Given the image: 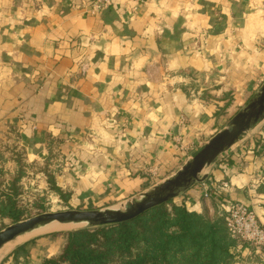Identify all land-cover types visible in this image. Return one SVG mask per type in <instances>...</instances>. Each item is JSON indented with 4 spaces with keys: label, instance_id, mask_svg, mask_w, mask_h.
Listing matches in <instances>:
<instances>
[{
    "label": "crops",
    "instance_id": "0c3cea01",
    "mask_svg": "<svg viewBox=\"0 0 264 264\" xmlns=\"http://www.w3.org/2000/svg\"><path fill=\"white\" fill-rule=\"evenodd\" d=\"M90 6L0 0V166L5 180L19 168L8 147L27 162L56 159L71 200L102 208L173 175L225 127L233 103L253 96L264 80V0H112L94 14ZM252 134L175 202L214 217L222 200H237L264 221V134ZM204 183L219 193L205 197ZM63 244L33 241L21 264L55 258ZM240 256L264 264L247 248Z\"/></svg>",
    "mask_w": 264,
    "mask_h": 264
},
{
    "label": "trees",
    "instance_id": "16d2710c",
    "mask_svg": "<svg viewBox=\"0 0 264 264\" xmlns=\"http://www.w3.org/2000/svg\"><path fill=\"white\" fill-rule=\"evenodd\" d=\"M259 152L264 155V143ZM23 175L20 169L9 180L0 175L6 188L0 195V221L15 223L31 217L18 199ZM59 234L64 239L62 251L42 264H233L236 245L223 215L210 217L175 200L129 221Z\"/></svg>",
    "mask_w": 264,
    "mask_h": 264
},
{
    "label": "water",
    "instance_id": "95a60500",
    "mask_svg": "<svg viewBox=\"0 0 264 264\" xmlns=\"http://www.w3.org/2000/svg\"><path fill=\"white\" fill-rule=\"evenodd\" d=\"M263 119L264 83L250 102L170 177L119 206L43 212L12 223L0 230V250L18 237L55 222L85 227L115 224L132 220L151 208L168 203L197 182L204 181L207 175L203 172Z\"/></svg>",
    "mask_w": 264,
    "mask_h": 264
},
{
    "label": "rangeland",
    "instance_id": "374dc122",
    "mask_svg": "<svg viewBox=\"0 0 264 264\" xmlns=\"http://www.w3.org/2000/svg\"><path fill=\"white\" fill-rule=\"evenodd\" d=\"M263 83H264V80L258 82L257 87L252 93L253 96L250 97L249 99L247 98L244 99L238 105H234V103L231 101L233 103V106H232V109L228 112V117H226L228 119V122L237 112H239L242 108H244L250 102V100L260 90ZM252 130H253L252 135L256 133L257 135L259 134L260 136H262L264 134V119L260 121L259 123H257L250 131ZM260 132H263V133H260ZM14 150H15L14 148L9 149L8 147L7 152H11V155L9 154V156H12L16 160L20 161V164L18 165L19 168L17 171H19L20 169V171L24 172L22 182L20 183V186L22 188H20L18 199L23 205H25L28 208L29 210L28 212L31 214V216H34V215H37L43 212H58V211H63V210H68V209H94V208L97 209L98 204H95V203L86 205V204H81V202L77 203V202L72 201L71 192L67 188L63 189L57 185L56 173L59 172L58 170L60 168L57 166L56 159L55 161L51 160L50 162L44 161L45 163H42V162L35 163L31 161L27 162V158H25L24 156L25 151L23 152V150H18V151H14ZM54 157L56 158V155ZM3 168H4L3 166H0V175L6 178L8 176L5 175L4 172L8 170H5ZM42 170L47 175V181H48L47 188H45L46 186L44 185L45 178L43 174H41ZM206 170L203 173H205ZM56 188H60L61 190H57ZM4 189L6 188H4L3 184L0 183V195H2V193L4 192ZM121 203H124V202H114L113 200H110L108 202L105 201V202L100 203V206L102 208L115 207V206H119ZM35 204L37 205L39 204L40 206H42V208H38L37 205ZM11 223L12 222L9 219L0 221V230L10 225ZM83 227L85 226L79 225L74 228H67V229H60V230H55V231H48V232H43V233L32 234L24 240H19V241L13 240L9 243V245H5L0 250V264H21V260L19 256L23 257L24 255L28 254V247L31 243H33L32 241L35 242V241L42 240V239L45 240V239H48L49 237H57V236L62 237L59 234L62 231L79 229ZM23 244H26L25 248L20 249L18 251L19 246Z\"/></svg>",
    "mask_w": 264,
    "mask_h": 264
},
{
    "label": "built area",
    "instance_id": "2783aa9c",
    "mask_svg": "<svg viewBox=\"0 0 264 264\" xmlns=\"http://www.w3.org/2000/svg\"><path fill=\"white\" fill-rule=\"evenodd\" d=\"M112 4V0H91L88 11L97 13ZM249 133V132H248ZM263 133V132H261ZM225 152L219 157L222 158ZM205 197L218 194L217 188L203 184ZM229 183L222 181L218 188L228 189ZM221 215L224 216L229 233L236 240V245L232 249L234 255L233 264H244L246 259H241L240 252L247 248L250 257L258 254L264 262V221L246 204L237 200L230 199L225 202L222 200Z\"/></svg>",
    "mask_w": 264,
    "mask_h": 264
},
{
    "label": "bare ground",
    "instance_id": "6f19581e",
    "mask_svg": "<svg viewBox=\"0 0 264 264\" xmlns=\"http://www.w3.org/2000/svg\"><path fill=\"white\" fill-rule=\"evenodd\" d=\"M79 225H81V224H60V223L55 222V223L50 224V225H48L46 227H43V228L37 229V230H35L33 232H30L28 234L22 235V236L18 237L16 240H18V241L19 240H24V239H26L28 236H30L32 234L43 233V232H48V231H55V230H60V229L74 228V227L79 226ZM9 243H7L6 245H9Z\"/></svg>",
    "mask_w": 264,
    "mask_h": 264
}]
</instances>
